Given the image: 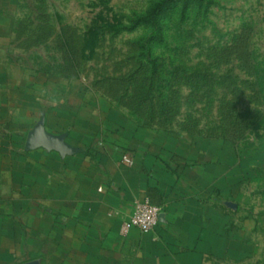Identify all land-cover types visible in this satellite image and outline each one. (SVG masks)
Masks as SVG:
<instances>
[{
    "label": "rangeland",
    "instance_id": "rangeland-1",
    "mask_svg": "<svg viewBox=\"0 0 264 264\" xmlns=\"http://www.w3.org/2000/svg\"><path fill=\"white\" fill-rule=\"evenodd\" d=\"M157 1L0 0V173L42 120L77 147L185 158L209 196L204 264H264V0L143 22Z\"/></svg>",
    "mask_w": 264,
    "mask_h": 264
},
{
    "label": "crops",
    "instance_id": "crops-1",
    "mask_svg": "<svg viewBox=\"0 0 264 264\" xmlns=\"http://www.w3.org/2000/svg\"><path fill=\"white\" fill-rule=\"evenodd\" d=\"M66 142L77 150L25 149L17 157L23 170L0 173V244L19 251L0 247V264H19L20 254L27 257L20 264H204L194 245L208 238L209 196L189 180L185 158L133 150L130 166L115 150ZM145 199L162 205L163 218L150 233L125 232L134 204Z\"/></svg>",
    "mask_w": 264,
    "mask_h": 264
},
{
    "label": "built area",
    "instance_id": "built-area-1",
    "mask_svg": "<svg viewBox=\"0 0 264 264\" xmlns=\"http://www.w3.org/2000/svg\"><path fill=\"white\" fill-rule=\"evenodd\" d=\"M123 160L128 165L134 164V160L130 156H124ZM162 214H164L163 207L151 200L138 201L135 204L133 213L124 222L123 229L128 232L133 228H137L144 233H150L159 224Z\"/></svg>",
    "mask_w": 264,
    "mask_h": 264
},
{
    "label": "water",
    "instance_id": "water-1",
    "mask_svg": "<svg viewBox=\"0 0 264 264\" xmlns=\"http://www.w3.org/2000/svg\"><path fill=\"white\" fill-rule=\"evenodd\" d=\"M66 136L53 135L45 130L44 120H42L35 129L27 136L25 149L27 151L36 148H45L48 150L58 151L61 155H66L75 152L77 149L66 142ZM161 216V219L163 218ZM28 264H36L34 262Z\"/></svg>",
    "mask_w": 264,
    "mask_h": 264
},
{
    "label": "trees",
    "instance_id": "trees-1",
    "mask_svg": "<svg viewBox=\"0 0 264 264\" xmlns=\"http://www.w3.org/2000/svg\"><path fill=\"white\" fill-rule=\"evenodd\" d=\"M192 1L194 0H159L147 11L143 22H146L147 24L158 22L163 13L171 10L178 4H185L186 6H188ZM157 205L162 207V205L160 204Z\"/></svg>",
    "mask_w": 264,
    "mask_h": 264
}]
</instances>
